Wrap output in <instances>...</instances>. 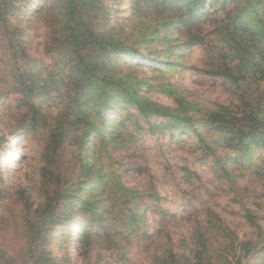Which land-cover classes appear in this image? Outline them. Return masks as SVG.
Returning a JSON list of instances; mask_svg holds the SVG:
<instances>
[{"label":"rangeland","instance_id":"obj_1","mask_svg":"<svg viewBox=\"0 0 264 264\" xmlns=\"http://www.w3.org/2000/svg\"><path fill=\"white\" fill-rule=\"evenodd\" d=\"M106 1L109 17L95 22L124 47L107 62L114 79L139 83L142 96L172 110L176 94L203 110L238 104L239 87L211 74L220 64L224 44L218 25L227 14L215 8L214 0L204 5L208 16L192 24L178 20L175 6L143 13L141 4L135 8L137 0ZM23 4L11 21L23 31V69L37 80L40 95L29 100L12 91L14 75L0 35V264L4 257L13 264L34 262L27 253L26 206L35 212L46 202L45 168L62 174L69 190L96 199L102 219L88 225L89 213L77 209L66 230L54 227L47 246L54 264H157V256L170 246L181 254L173 264H195L207 239L217 250L228 240H258L257 227L264 234V148L241 155L202 121L196 122L197 131L152 128L167 121H147L117 101L113 109H105L111 124L105 139L92 138L88 149L72 145L71 137L81 135L82 127L71 123L78 108L70 100L78 83L71 57L59 49L63 20L52 0ZM233 8L232 3L227 10ZM138 55L142 57L135 59ZM155 60L163 64L153 67ZM240 84L246 86L245 81ZM61 132L66 140L55 148L52 141ZM85 157L92 166L87 179L93 180L78 184L84 176L79 161ZM115 180L132 194L121 197ZM132 212L141 217L131 219ZM86 232L89 241L81 244ZM242 264H264V254L244 258Z\"/></svg>","mask_w":264,"mask_h":264},{"label":"trees","instance_id":"obj_2","mask_svg":"<svg viewBox=\"0 0 264 264\" xmlns=\"http://www.w3.org/2000/svg\"><path fill=\"white\" fill-rule=\"evenodd\" d=\"M25 1L28 0H0V35L7 45V64L14 75L15 84L11 89L31 100L35 95H40L39 85L33 74L23 69L26 62L24 60L27 59L23 31L15 28L11 21L24 8ZM206 2L207 0H137L134 5L136 8L141 4L143 13L158 12L163 10V7L168 9L175 6L173 11L180 14L178 20L184 24H192L208 16L209 12L204 6ZM232 3L234 8L227 10ZM52 4L63 20L59 49L66 51L71 57L72 70L78 83L75 96L70 100V104L78 108L76 114H72L71 123L75 127H82V133L71 137L72 145L78 148L86 146L88 149L92 138L101 136L105 139L103 135L111 127L110 120H106L105 109H113L114 101H117L123 107L135 109L137 116L147 121L152 118L167 121L166 125L154 124L152 128H190L197 131L196 122L202 121L205 126L212 127L224 135L226 145L238 150L241 155L247 154L253 147L264 148V0H214L215 8L227 14L218 25L219 38L224 44L221 48L220 64L211 74L226 78L239 87L237 105H222L215 110H203L177 94V108L174 110L154 104L139 93V83L114 79L108 73L107 62L110 61V55L123 52L124 47L121 46L119 38L100 31L98 23L95 22L98 19L106 21L109 17L110 10L106 0H52ZM146 41L143 40L144 43ZM128 49L127 53L133 55V51ZM141 57L138 55L135 59ZM162 64L160 60H155L153 67ZM241 81H245L246 86H242ZM121 97L122 100H119ZM31 108L33 116L36 115L38 119V109L34 105ZM84 119L87 122H83ZM77 120L81 121L78 123ZM39 123L36 121V128ZM23 131L20 130L19 134H23ZM60 140L62 141L58 142ZM65 140L66 136L61 132L52 143L55 142L56 148ZM79 162L84 176L76 182H92L93 178L88 180L86 176L92 168L90 162L86 157ZM42 178L43 189L48 192L46 202L38 206L35 212L26 206L30 237L27 253L31 255L33 264H54L56 259L47 251L54 227L66 230L74 223L77 209H80L81 213H89L92 220L88 225L102 222V219L98 215V201L83 197L75 190H69L68 183H62V174L45 168ZM100 179L104 181V178ZM117 185L120 187L118 180H115V186ZM119 190L121 197L132 194L123 187ZM96 217H100L97 218L99 220ZM140 217L138 212H132L131 219ZM247 218L250 222L253 221L250 215ZM257 235L256 241H224V244H218L217 250L213 249L212 240L207 239L199 248L200 253L195 264H242L244 258L264 254V234L260 227H257ZM76 237L77 234L71 236L73 240ZM89 238L90 234L86 232L79 238V242L82 244L89 241ZM180 256L181 254L176 253L170 246L157 256V264H173ZM1 263L13 264L10 257H4Z\"/></svg>","mask_w":264,"mask_h":264}]
</instances>
